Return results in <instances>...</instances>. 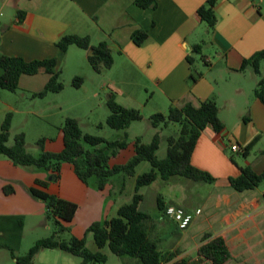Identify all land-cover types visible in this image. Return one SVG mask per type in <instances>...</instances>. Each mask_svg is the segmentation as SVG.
Masks as SVG:
<instances>
[{
	"label": "crops",
	"instance_id": "crops-1",
	"mask_svg": "<svg viewBox=\"0 0 264 264\" xmlns=\"http://www.w3.org/2000/svg\"><path fill=\"white\" fill-rule=\"evenodd\" d=\"M155 2L154 9H142L135 5L134 0H0V56L19 57L25 61L50 59L57 56L56 42L61 36L77 35L88 36L91 45L106 42L113 57L108 70L95 73L87 62V51L69 46L62 62L69 64L70 61L73 71L83 69L85 79L92 81L90 88L84 85L82 78L78 88L71 86L66 89L63 86L58 93H48L43 98L33 97V93L42 90L49 80V74L40 70L35 75H22L17 89L12 92L14 95L0 89V98L7 101L8 109L16 112H20L17 107L23 99H38L39 106H44L51 99L50 106L67 107L72 112L73 115L66 118L76 119L80 129L87 107L93 104L100 109L102 118L92 125L101 124L103 128L109 112L104 109L100 92L110 91L109 97L113 96L114 101L125 108L138 110L142 120H147L154 131L162 127H152L151 115H166L171 105H180L186 97L195 104L214 100L220 106L218 118L224 128L217 133L207 126L190 159L192 167L208 173L214 181L203 182L208 187H195L191 191L182 189L181 196L171 195L169 203L157 199V220L147 222V234L161 254H175L162 264H212L197 255L205 235L224 240L230 254L225 264H264V181L258 187L243 192L235 191L229 184L230 178L239 176L240 167L249 166L256 174L264 171V105L254 95L258 81H264V77L255 76L250 66L241 70L245 59L264 51V0H215L216 23L212 28L197 14L207 0ZM17 12H21L20 20ZM137 29L147 33L139 45L131 39ZM195 46H199V53L193 52ZM187 56L192 58V64L187 62ZM73 75V78L80 77L79 74ZM190 75L196 77L195 82L191 83ZM44 108L26 113L40 117L45 113ZM3 112L0 125L7 114ZM170 125L175 124L163 126L168 128ZM21 132L27 140L25 130L13 128L11 119L9 134ZM60 133L56 139L58 151L44 139L45 151L56 153L63 149L61 130ZM255 139L257 142L246 155L231 151V145L237 144L245 149ZM127 143L125 149L110 157L109 167L123 165L120 162L122 155H127L125 159L128 161L134 156V142L127 140ZM72 171L77 178L73 167ZM48 180L50 176L47 173L31 177L0 157V264H15V258L24 255V250L15 251L7 226L14 223L23 226L24 218L32 216L25 213L23 207H41L37 200L23 192L22 187H36L76 204L66 191L59 188L58 181L49 183L47 188L35 185L36 181ZM181 180L176 179V182L182 183ZM111 182L103 190H98L100 200L104 193H111L114 187ZM5 185H10L13 193L5 194ZM20 202L23 207L19 206ZM169 205L190 213L201 210V214L195 216L185 230H179L164 215V209ZM119 207L115 205V216ZM98 209L102 210L101 206ZM80 211L77 205L72 221H61L66 231L71 230ZM102 217L100 220L92 218L83 224L84 235L78 239L85 238L87 244V228L94 222L113 218H107L105 214ZM173 228L180 233H175ZM41 239L44 238H33L31 245ZM67 254L57 249H42L34 256L32 264H78L72 255Z\"/></svg>",
	"mask_w": 264,
	"mask_h": 264
},
{
	"label": "trees",
	"instance_id": "trees-1",
	"mask_svg": "<svg viewBox=\"0 0 264 264\" xmlns=\"http://www.w3.org/2000/svg\"><path fill=\"white\" fill-rule=\"evenodd\" d=\"M134 3L142 9L156 7L155 0H134ZM214 4L215 0H207L206 4L197 10L200 19L210 28L216 23ZM20 14L21 12H17L19 20ZM146 37V31L137 29L133 32L131 39L139 45ZM69 46H76L87 51V62L95 73L108 70L113 64L112 50L106 42L91 45L88 36L63 35L56 42L58 49L56 57L25 61L19 57L0 56V89L14 92L22 75H35L43 70L49 74V80L42 90L33 93L32 96L43 98L48 93L60 92L63 85L59 81L61 73L59 67ZM192 50L199 53L200 48L195 46ZM262 59H264V51L245 59L241 64V70L250 66L256 73H259V61ZM186 60L192 64L191 57L187 56ZM189 80L191 83L195 82L196 77L190 75ZM81 83L80 77L72 80V86L75 88H78ZM254 95L264 105V81L262 79L258 81ZM107 105L110 112L105 125L111 129L126 130L132 122L143 119L138 110L119 105L114 101L113 96L109 97ZM218 112L219 107L212 99L195 104L190 97H186L180 105H171L166 115L161 113L151 115L149 120L154 128L161 124L167 126L169 123L179 127L176 134L167 138L165 157L158 159L156 156L160 144V136L156 132L149 144H144L137 138L134 142V156L127 163L112 167L108 165L110 157L115 156L119 150L125 149L128 145L126 134L123 140H107L83 133L76 119L66 118L61 127L63 149L56 153L45 151V140L39 139L36 142L39 151L37 154H31L27 150L25 135L22 132L14 135L12 144H9L11 115L7 113L0 125V157L7 158L14 166L24 169L34 167L47 173L50 180L35 182V185L41 188H47L49 183L57 182L62 163H69L81 182L85 185L92 184L97 190H103L115 175L135 176L136 167L141 162H148L152 169L148 173L136 176L135 192L131 201L120 206L115 217L92 223L86 233L91 234L97 249L108 247L116 256L137 258L141 264H162L171 260L175 254H161L156 243L148 237L149 216L138 208L142 200L139 189L151 184L157 177L168 180L174 176H182L201 182L214 181L208 173L192 167L190 159L198 138L207 126L217 133L223 130L224 126L218 118ZM101 126V124L98 125V127ZM257 140L255 139L243 149V155H246ZM239 170L238 177L229 179V184L235 191L252 190L264 181V171L256 174L249 166L240 167ZM27 191L33 199L44 204L45 219L52 223L54 232L49 237L38 240L23 256L16 257L15 264H32L34 256L42 249H57L77 256L82 264H102L106 261L105 255L101 252H90L87 249L85 238L71 237L67 242L55 238L57 233L67 230L61 225V221H72L77 210L76 204L50 195L36 187H29ZM3 192L8 195L13 193V189L10 185H5ZM202 240L203 243L198 247L197 255L210 260L212 264H225L230 254L224 240L221 237L210 238L208 235H205Z\"/></svg>",
	"mask_w": 264,
	"mask_h": 264
},
{
	"label": "rangeland",
	"instance_id": "rangeland-1",
	"mask_svg": "<svg viewBox=\"0 0 264 264\" xmlns=\"http://www.w3.org/2000/svg\"><path fill=\"white\" fill-rule=\"evenodd\" d=\"M69 64L61 62L59 70H60V77L59 81L66 89H70L72 86L73 74H79L80 78H84L85 86L90 88L92 86V81H88L85 78V72L81 68H76L71 70L73 67ZM259 74L250 69V71L255 76H263L264 77V60L259 65ZM83 81V79H82ZM4 93L8 95H14L12 92L4 90ZM110 91H101L100 92V99L103 102L104 109L107 112H110L109 107L107 105V101L109 99ZM29 97V96H28ZM21 100L18 103V110L20 112H16L14 109H8L6 102L2 97L0 98V118L2 114L9 113L12 119V126L15 129L25 130L26 132V145L27 150L31 154H37L39 151L38 147L36 146V142L39 139H46L49 140L50 147L58 151L57 144V137L60 135L61 127L66 119V116H72V112L68 110L67 107H63L62 109L55 108L50 106L51 99L47 100L44 104L38 105V99L31 100ZM34 101V102H33ZM5 102V103H4ZM45 107L43 115L40 117L33 116L31 114L26 113L28 110H39ZM86 109V115L82 120L81 130L84 133L99 136L105 139H116V140H123L124 134H127L128 142H135L137 138L142 139V143L149 144L153 136L156 132L159 133L160 136V144L159 148L156 151V156L158 159H162L165 157L166 148H167V138L171 135H174L178 132L179 127L175 125H170L168 128H165L163 124H161V130L154 131L150 124H148L147 120H140L135 121L132 126L126 130H114L109 128L105 125V121L103 128L98 127L97 125H92L93 123L97 124L98 118H102L100 114V109L94 107L93 104H90ZM220 108V106H219ZM168 113V111H167ZM166 113V114H167ZM3 118V116H2ZM105 120V119H103ZM13 134L9 137V143H12ZM52 139V140H50ZM55 139V140H53ZM2 158H5L1 156ZM127 155H122L120 158V162L126 163L128 160L125 159ZM7 159V158H5ZM8 160V159H7ZM126 160V161H125ZM16 168L21 169L28 173L31 177H37L44 172L36 169L34 167H29L27 169L21 168L19 166H15ZM151 166L148 162H141L135 169V176H128L124 174H118L111 178V183L114 186L111 190V193L106 194L104 193V197L100 200V196L98 194V190L94 187V185H87L86 187L81 184L77 178L74 176L72 167L69 163H62L60 169V179L58 180L59 188L67 193L72 200L75 201L79 208L81 209L77 221L72 225L70 231L57 233L55 238L60 241H69L71 237L80 238L84 235V229L82 227L88 220L95 218L94 220H100L102 214L107 215V218L114 217L115 213V205H123L127 204L131 201V198L135 192V178L138 175L143 173H148L151 170ZM6 175V173H5ZM176 179H182V183L176 182ZM195 187H208L207 184L203 182L196 183L192 180H188L186 178H178L174 176L169 178L168 180H162L160 177L152 182L149 185L142 186L139 189V193L142 195V200L139 203V210L141 212L146 213L149 216L148 221H156L158 215V208H157V199H160L163 203H169L171 195L179 194L181 196L182 189L189 190ZM23 192L29 195L27 189L29 187H22ZM38 201V200H37ZM40 204L41 207H23L22 203H19V206L23 207L22 210L32 216L25 217V224L21 226L19 223H14L12 225H8L7 228L10 231L11 239L13 240V244H15V251L24 250L23 254L34 245L32 244L33 238H45L43 234H47V236L52 235L54 232V226L50 221L45 219V208L44 204L40 201L37 202ZM97 206V207H96ZM98 206L102 208V210L98 209ZM96 207V209H95ZM44 214V215H43ZM150 224V223H148ZM46 228V229H45ZM175 233H180L176 228H173ZM1 240V239H0ZM86 240V239H85ZM87 249L90 252H101L106 257V261L102 264H141L137 258L123 256L118 257L113 254L108 247H104L103 249H96V246L92 240L91 234L87 236ZM70 255L71 254H67ZM74 259L78 261V264L81 263V259L77 256H73ZM88 264H95V263H88Z\"/></svg>",
	"mask_w": 264,
	"mask_h": 264
},
{
	"label": "built area",
	"instance_id": "built-area-1",
	"mask_svg": "<svg viewBox=\"0 0 264 264\" xmlns=\"http://www.w3.org/2000/svg\"><path fill=\"white\" fill-rule=\"evenodd\" d=\"M1 17H2V13L0 12V18ZM1 29H2V24L0 22V31ZM231 151L242 153L243 149L237 144H233L231 145ZM200 214H201V210H196L194 211V213H190L185 211L181 207H176L172 205H169L164 209L165 217L171 219L176 224L179 230H185L190 225L193 218Z\"/></svg>",
	"mask_w": 264,
	"mask_h": 264
}]
</instances>
